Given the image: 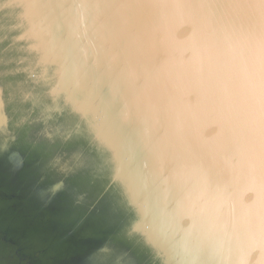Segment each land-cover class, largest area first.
<instances>
[{
    "label": "water",
    "instance_id": "95a60500",
    "mask_svg": "<svg viewBox=\"0 0 264 264\" xmlns=\"http://www.w3.org/2000/svg\"><path fill=\"white\" fill-rule=\"evenodd\" d=\"M0 264H264V0H0Z\"/></svg>",
    "mask_w": 264,
    "mask_h": 264
}]
</instances>
